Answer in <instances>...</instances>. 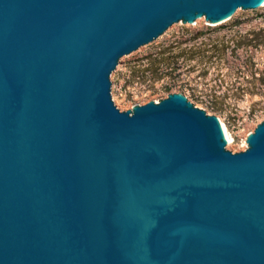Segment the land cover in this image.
Listing matches in <instances>:
<instances>
[{
	"label": "water",
	"instance_id": "95a60500",
	"mask_svg": "<svg viewBox=\"0 0 264 264\" xmlns=\"http://www.w3.org/2000/svg\"><path fill=\"white\" fill-rule=\"evenodd\" d=\"M262 0H0V264H264V120L224 148L170 93L120 111L117 59Z\"/></svg>",
	"mask_w": 264,
	"mask_h": 264
},
{
	"label": "rangeland",
	"instance_id": "374dc122",
	"mask_svg": "<svg viewBox=\"0 0 264 264\" xmlns=\"http://www.w3.org/2000/svg\"><path fill=\"white\" fill-rule=\"evenodd\" d=\"M108 80L120 111L170 93L185 96L225 126L231 136L226 150L242 151L264 120V4L237 8L223 21L172 22L120 56Z\"/></svg>",
	"mask_w": 264,
	"mask_h": 264
},
{
	"label": "bare ground",
	"instance_id": "6f19581e",
	"mask_svg": "<svg viewBox=\"0 0 264 264\" xmlns=\"http://www.w3.org/2000/svg\"><path fill=\"white\" fill-rule=\"evenodd\" d=\"M262 4H264V0L260 1V3H259V5H262ZM227 17H228V15H227L226 17H224L223 19L218 20V21H223V20L227 19ZM218 123H219V121H218ZM219 126H220L221 133H222V135H223V138H224L227 142H230V140H231V136H230V134L226 131L225 126H224L221 122L219 123Z\"/></svg>",
	"mask_w": 264,
	"mask_h": 264
}]
</instances>
